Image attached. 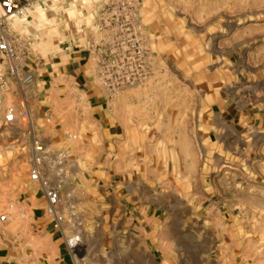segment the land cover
<instances>
[{
	"label": "crops",
	"instance_id": "crops-1",
	"mask_svg": "<svg viewBox=\"0 0 264 264\" xmlns=\"http://www.w3.org/2000/svg\"><path fill=\"white\" fill-rule=\"evenodd\" d=\"M30 1L28 30L54 6L66 24L52 35L38 28L30 109L38 136L40 127L49 144L68 151L64 191L73 190L84 224L71 250L72 229L54 226L29 179L0 220V264H264L249 241L233 237L238 227L224 202L227 168L246 166L252 136L264 141V87L236 79L232 90L222 81L185 100L149 80L143 95L135 86L104 94L89 44L103 0Z\"/></svg>",
	"mask_w": 264,
	"mask_h": 264
},
{
	"label": "rangeland",
	"instance_id": "rangeland-1",
	"mask_svg": "<svg viewBox=\"0 0 264 264\" xmlns=\"http://www.w3.org/2000/svg\"><path fill=\"white\" fill-rule=\"evenodd\" d=\"M52 9L49 15L47 10L42 13L41 22L32 23L29 31L35 36L47 30L52 35L53 30L59 32L65 27L58 14L61 8ZM115 10L123 18L131 16L130 27L140 54L128 50L123 40L117 43V39L109 38L115 26L109 16ZM96 27L89 44L107 63L114 62L118 72H113L111 64V79H124L129 74L142 79L134 87L136 95L148 90L143 86L149 80L167 82L168 97L178 92L185 100L191 99L192 93L202 98L222 81L232 90L238 85L236 79L264 87V0H103ZM4 66L0 64V68ZM101 88L104 94H112L105 86ZM128 89L119 91L127 93ZM153 89L159 94L158 88ZM10 91L0 88V214L10 199L20 197L31 184L29 125L23 121L8 125L4 119L6 108L15 103ZM168 103L169 108L175 106L174 99ZM39 131L44 135L39 132V136L50 143L40 127ZM260 137H251L245 167L227 168L231 171L230 197L224 201L232 212L228 221L238 227L233 237L249 241L247 249L255 257H264V141Z\"/></svg>",
	"mask_w": 264,
	"mask_h": 264
},
{
	"label": "built area",
	"instance_id": "built-area-1",
	"mask_svg": "<svg viewBox=\"0 0 264 264\" xmlns=\"http://www.w3.org/2000/svg\"><path fill=\"white\" fill-rule=\"evenodd\" d=\"M32 11L33 3L30 0H0V64L5 63L4 68H0V88L12 90L15 96V103L6 108L4 119L8 125L22 121L28 123L32 145L29 179L43 191L46 213L52 218L54 226L61 230L67 225L72 229L73 234L66 239L72 250L81 241L84 223L73 200V190L64 191L65 186L71 182L66 168L68 151L46 143L32 126L30 100L35 91L36 72L29 65L38 67L41 63V55L36 49L39 38L27 29ZM109 20L115 23L109 38L117 39V43L123 40L122 44L126 43L128 50L140 54L142 50L136 44L135 31L130 27L131 16L123 18L115 10ZM123 50L126 48L123 47ZM91 53L97 58L96 76L111 93L119 92L122 87H134L141 82V78L131 74L124 79H111V64L113 72H118L114 62L107 63L92 46ZM13 207V203L8 204V209L0 214L1 221L10 218Z\"/></svg>",
	"mask_w": 264,
	"mask_h": 264
}]
</instances>
